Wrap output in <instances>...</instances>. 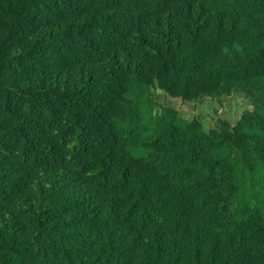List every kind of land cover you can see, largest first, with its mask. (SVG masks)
I'll return each mask as SVG.
<instances>
[{
	"label": "trees",
	"instance_id": "1",
	"mask_svg": "<svg viewBox=\"0 0 264 264\" xmlns=\"http://www.w3.org/2000/svg\"><path fill=\"white\" fill-rule=\"evenodd\" d=\"M0 264H264V0H0Z\"/></svg>",
	"mask_w": 264,
	"mask_h": 264
},
{
	"label": "rangeland",
	"instance_id": "2",
	"mask_svg": "<svg viewBox=\"0 0 264 264\" xmlns=\"http://www.w3.org/2000/svg\"><path fill=\"white\" fill-rule=\"evenodd\" d=\"M158 106H169L187 120H198L205 131L218 129L220 122L226 121L235 126L243 113L253 110V102L244 92L237 91L221 97H203L194 101H185L172 97L162 90H155Z\"/></svg>",
	"mask_w": 264,
	"mask_h": 264
}]
</instances>
